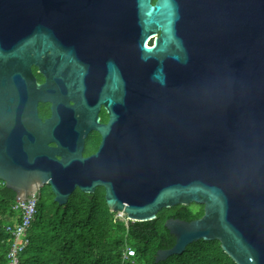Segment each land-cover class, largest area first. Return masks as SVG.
I'll return each instance as SVG.
<instances>
[{
    "label": "water",
    "instance_id": "95a60500",
    "mask_svg": "<svg viewBox=\"0 0 264 264\" xmlns=\"http://www.w3.org/2000/svg\"><path fill=\"white\" fill-rule=\"evenodd\" d=\"M72 47H102L109 119L89 156L73 110L32 105L40 54L66 78ZM0 179L22 199L48 184L60 204L102 186L132 221L203 204L166 219L175 244L157 262L218 239L264 264V0H0Z\"/></svg>",
    "mask_w": 264,
    "mask_h": 264
},
{
    "label": "trees",
    "instance_id": "16d2710c",
    "mask_svg": "<svg viewBox=\"0 0 264 264\" xmlns=\"http://www.w3.org/2000/svg\"><path fill=\"white\" fill-rule=\"evenodd\" d=\"M38 212L28 231L22 264H236L218 239H200L180 254L157 262L159 249L175 244L165 226L169 217L192 220L201 217L204 205L176 204L162 208L156 218L122 220L106 201L105 188L93 193L77 188L66 204L58 203L50 185L39 190ZM17 192L0 179V264H7L13 235L8 224L18 217ZM136 254L125 259L127 247Z\"/></svg>",
    "mask_w": 264,
    "mask_h": 264
},
{
    "label": "flooded vegetation",
    "instance_id": "af4514ba",
    "mask_svg": "<svg viewBox=\"0 0 264 264\" xmlns=\"http://www.w3.org/2000/svg\"><path fill=\"white\" fill-rule=\"evenodd\" d=\"M72 48L66 78H61L63 74L61 77L55 75L57 71L48 57L50 52L40 54V63L33 65L32 71L41 87L33 97L32 105L37 106L38 116L43 120L50 118L54 108L61 104L73 110L77 118V140L82 141L78 143L83 145V154L89 156L97 152L102 143V130L94 127L95 124L102 127L109 119L102 106V47ZM59 81L67 83V93L61 91ZM48 146L59 147L57 141H50ZM37 148L32 145L30 151Z\"/></svg>",
    "mask_w": 264,
    "mask_h": 264
},
{
    "label": "built area",
    "instance_id": "2783aa9c",
    "mask_svg": "<svg viewBox=\"0 0 264 264\" xmlns=\"http://www.w3.org/2000/svg\"><path fill=\"white\" fill-rule=\"evenodd\" d=\"M39 190H36L27 199L16 198L14 207L18 210V217L14 218L12 223L7 226L8 231L13 235L7 264H22L21 255L29 242L28 231L38 212ZM117 217L126 222L129 220L124 211H117ZM135 254V248L129 246L126 248L124 258L128 259Z\"/></svg>",
    "mask_w": 264,
    "mask_h": 264
},
{
    "label": "rangeland",
    "instance_id": "374dc122",
    "mask_svg": "<svg viewBox=\"0 0 264 264\" xmlns=\"http://www.w3.org/2000/svg\"><path fill=\"white\" fill-rule=\"evenodd\" d=\"M42 188V187H41ZM41 188H40V190H41Z\"/></svg>",
    "mask_w": 264,
    "mask_h": 264
}]
</instances>
